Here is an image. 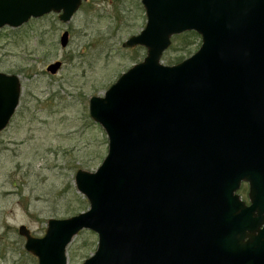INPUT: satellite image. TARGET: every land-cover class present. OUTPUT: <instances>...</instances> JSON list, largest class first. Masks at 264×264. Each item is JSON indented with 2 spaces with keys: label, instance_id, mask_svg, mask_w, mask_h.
<instances>
[{
  "label": "water",
  "instance_id": "95a60500",
  "mask_svg": "<svg viewBox=\"0 0 264 264\" xmlns=\"http://www.w3.org/2000/svg\"><path fill=\"white\" fill-rule=\"evenodd\" d=\"M85 1L0 0V30L53 13L68 23ZM141 4L146 25L122 46L146 56L89 100L108 139L98 169L74 176L89 209L49 219L41 238L20 226L24 249L37 264H66L67 245L89 230L97 249L83 264H264V0ZM186 32L200 36L198 51L162 64ZM20 89L0 72V133Z\"/></svg>",
  "mask_w": 264,
  "mask_h": 264
},
{
  "label": "rangeland",
  "instance_id": "374dc122",
  "mask_svg": "<svg viewBox=\"0 0 264 264\" xmlns=\"http://www.w3.org/2000/svg\"><path fill=\"white\" fill-rule=\"evenodd\" d=\"M145 24L141 0H86L68 23L53 13L0 30V72L21 84L18 106L0 133V264H37L24 249L20 226L41 238L49 219L89 209L74 176L78 170L95 172L108 151L106 133L89 116V100L103 97L144 59V47L122 45ZM200 46L195 32L173 36L161 63L175 65ZM57 62L54 74L47 71ZM247 192L242 183L237 194L245 203ZM96 241L93 231H80L66 247V264H83Z\"/></svg>",
  "mask_w": 264,
  "mask_h": 264
}]
</instances>
